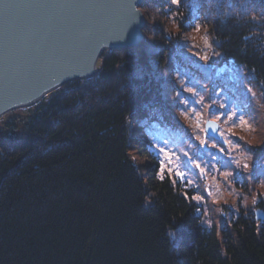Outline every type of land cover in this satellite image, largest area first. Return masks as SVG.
<instances>
[{"label": "trees", "instance_id": "16d2710c", "mask_svg": "<svg viewBox=\"0 0 264 264\" xmlns=\"http://www.w3.org/2000/svg\"><path fill=\"white\" fill-rule=\"evenodd\" d=\"M141 9L140 45L2 117L0 264H264V0Z\"/></svg>", "mask_w": 264, "mask_h": 264}, {"label": "water", "instance_id": "95a60500", "mask_svg": "<svg viewBox=\"0 0 264 264\" xmlns=\"http://www.w3.org/2000/svg\"><path fill=\"white\" fill-rule=\"evenodd\" d=\"M144 2L0 0V118L66 83L94 76L104 51L140 45ZM204 129L225 143L216 121L207 119ZM254 216L264 220L261 209Z\"/></svg>", "mask_w": 264, "mask_h": 264}, {"label": "snow or ice", "instance_id": "6c2138e0", "mask_svg": "<svg viewBox=\"0 0 264 264\" xmlns=\"http://www.w3.org/2000/svg\"><path fill=\"white\" fill-rule=\"evenodd\" d=\"M183 0H171V5L173 6H177L179 7L181 4H182ZM132 11L134 12L135 9L133 8ZM196 30L199 31V25L196 26ZM205 46L208 47V41H207V38L205 37ZM200 59L204 60L206 63H208L210 60H211V57H209L208 55H204L202 57H200ZM188 91H192V89H188ZM203 100V97H201L200 100H197L196 103H201ZM185 103H187V101H185ZM220 107H224L223 105H221ZM186 115V113H184ZM236 116V113H232L228 116V119L229 120H232L233 117ZM217 119H219V117H217ZM240 123L241 124H244L246 123V121H244L243 119L240 120ZM198 126V125H197ZM159 152L163 154V159H160L159 160V168H160V178L163 179L164 178V173H165V170L167 169L168 171H171L170 168H168V165L171 164V157L169 155V153H167L165 151L164 148H160L159 149ZM244 167H248V165H244ZM176 175L178 177H182L183 176V173H180V172H177ZM228 175V174H226ZM261 176H264V171H262L260 173ZM189 183H191V181H189ZM193 199H196V200H200L201 197L199 196H196V197H193Z\"/></svg>", "mask_w": 264, "mask_h": 264}, {"label": "rangeland", "instance_id": "374dc122", "mask_svg": "<svg viewBox=\"0 0 264 264\" xmlns=\"http://www.w3.org/2000/svg\"><path fill=\"white\" fill-rule=\"evenodd\" d=\"M2 123H3V118L1 117L0 118V126H2Z\"/></svg>", "mask_w": 264, "mask_h": 264}, {"label": "bare ground", "instance_id": "6f19581e", "mask_svg": "<svg viewBox=\"0 0 264 264\" xmlns=\"http://www.w3.org/2000/svg\"><path fill=\"white\" fill-rule=\"evenodd\" d=\"M35 103H36V102H35ZM35 103H33V104H35ZM33 104H32V105H33ZM30 106H31V105H30Z\"/></svg>", "mask_w": 264, "mask_h": 264}]
</instances>
